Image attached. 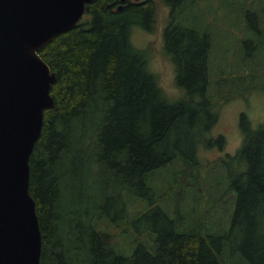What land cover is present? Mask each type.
I'll list each match as a JSON object with an SVG mask.
<instances>
[{
	"label": "trees",
	"instance_id": "1",
	"mask_svg": "<svg viewBox=\"0 0 264 264\" xmlns=\"http://www.w3.org/2000/svg\"><path fill=\"white\" fill-rule=\"evenodd\" d=\"M120 1L89 3L76 27L39 52L57 73L51 90L55 106L45 110L41 136L30 157V193L42 232L41 264H225L224 256L221 260L224 236L214 235L207 220L181 214L171 217L167 209L162 210L152 196L160 184L153 175L174 160L193 165L201 146L194 133L208 132L212 125H202L199 114L214 122L219 118V112L211 110L220 105L209 95L213 83L220 89L235 85L237 72L232 68L214 81L215 69L209 64L213 39L200 36L197 27L192 33L194 28L170 23L164 50L175 64V84L182 94L171 101L150 69L149 52L131 41L134 27L150 30L153 1L128 4L119 11ZM192 1L165 0L176 12ZM179 30L184 36H178ZM91 117L97 122L89 131L84 121ZM184 121L189 133L186 130L175 143L171 136ZM241 125L242 146L228 156L241 168L230 173L228 189L237 193V201L229 233L246 227L244 254L250 264H264V240L260 239L264 233V124L247 129L242 119ZM79 139L86 143L78 146ZM215 142L222 146L223 137ZM185 143L191 146L184 156L180 146ZM91 148L95 151L88 159L90 170L97 166L109 173L113 184H104L97 211H85L81 217V209L70 208L66 202L67 166L70 158L78 161ZM118 179L124 182V191L138 199L129 207L134 214L129 222L143 221L153 205L163 216L156 236L145 241L137 237L131 254L117 249L112 231L120 224L118 218L125 221L122 213L111 216L106 210L108 202L119 199L112 189ZM100 219L107 223L99 227Z\"/></svg>",
	"mask_w": 264,
	"mask_h": 264
},
{
	"label": "rangeland",
	"instance_id": "2",
	"mask_svg": "<svg viewBox=\"0 0 264 264\" xmlns=\"http://www.w3.org/2000/svg\"><path fill=\"white\" fill-rule=\"evenodd\" d=\"M151 1L154 3V15L150 30L134 27L131 41L137 48L149 52L150 69L159 76L171 101L182 94L175 84V64L164 50L163 35L170 20L197 27L212 37L215 53L212 50L209 64L215 69L214 81L220 74L228 75L232 68L238 75L236 84L224 89L213 83V92L209 95L214 104L220 105H213L211 110L219 112V118L214 122L206 118L203 112L199 114L202 125H212L208 132L200 134L197 130L194 133L196 138L201 139L197 160L192 162L193 165L174 160L168 168L154 174L153 177L160 180V184L152 196L162 210L167 209L171 217V214H181L188 219L207 220L208 225L212 226L210 230L215 231L214 235L224 236L221 260L224 256L225 264H250L242 249L245 234L248 233L246 227L229 233L237 201V193L228 189L230 173L235 174L241 168L236 160L228 156L235 155L242 146V119L247 129H256L264 124V0H193L177 12L172 11L165 0ZM248 13L251 16L248 17ZM240 71H244L243 74ZM231 79L229 77L227 81ZM96 122L95 117L84 121L85 129L92 131ZM186 130L189 133L188 122L184 121L174 130L171 140L180 142ZM220 137H223L222 146L215 142ZM85 143L79 139L78 146ZM190 146L191 143L180 146L184 156ZM94 151V148L87 150L78 161L70 158L67 166L66 202L70 208H80L81 217L85 216V211L89 214L97 211L104 184L113 181L109 173L97 166L90 170L88 159ZM123 184L118 179L116 186H112L119 199L108 202L106 210L111 216L122 213L125 221L121 222V218H118L120 224L112 231L116 235L117 249L131 254L132 248L136 247L137 237L145 241L156 236V228L163 226V216L161 211H154L153 205L143 221L136 224L129 222L134 216L132 207H129L138 199L124 191ZM126 200L129 201L127 205ZM262 222L264 230V215ZM106 223L105 219H100L98 226ZM260 239L264 240V233L260 234Z\"/></svg>",
	"mask_w": 264,
	"mask_h": 264
},
{
	"label": "water",
	"instance_id": "3",
	"mask_svg": "<svg viewBox=\"0 0 264 264\" xmlns=\"http://www.w3.org/2000/svg\"><path fill=\"white\" fill-rule=\"evenodd\" d=\"M93 1L0 0V264H41L30 157L55 106L57 73L39 52L76 27Z\"/></svg>",
	"mask_w": 264,
	"mask_h": 264
},
{
	"label": "flooded vegetation",
	"instance_id": "4",
	"mask_svg": "<svg viewBox=\"0 0 264 264\" xmlns=\"http://www.w3.org/2000/svg\"><path fill=\"white\" fill-rule=\"evenodd\" d=\"M142 1H144V0H139V1H136V0H121L120 3H119V5L117 6V10H119V11H120V10H123L125 7H127L128 4H137V3L139 4V3H141ZM172 11H173V9H172ZM170 23H175V24H179V25H181V23H180L178 20H170L168 26H166V30H165V33H164V35H163L165 41H166L167 36H168V30H167V29L170 28V27H169ZM184 26H186V25H181V27H183V28H184ZM186 27H188V26H186ZM190 28H194V29L192 30V33H193L194 30H195V27H190ZM196 30H197V29H196ZM198 30H199V29H198ZM178 33H179L178 36H184L181 30H179ZM184 34H185V33H184ZM200 34H201V36H202V35H205V34L202 33V32H201ZM205 36H207V37H209V38H212V37L209 35V33H206ZM164 45H165V44H164ZM213 53H215V51H213ZM173 63H174V62H173Z\"/></svg>",
	"mask_w": 264,
	"mask_h": 264
}]
</instances>
